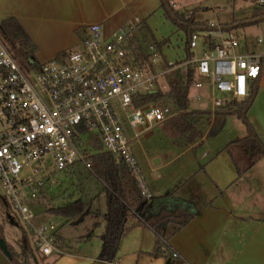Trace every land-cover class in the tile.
Masks as SVG:
<instances>
[{"label":"built area","instance_id":"built-area-1","mask_svg":"<svg viewBox=\"0 0 264 264\" xmlns=\"http://www.w3.org/2000/svg\"><path fill=\"white\" fill-rule=\"evenodd\" d=\"M136 27L131 23L107 36L94 25L82 49L44 62L32 61L31 55L21 61L0 37V182L42 256L63 252L56 228L36 226L29 205L53 173L75 175L78 164L87 165L92 155L109 152L129 166L143 197L152 198L133 143L143 128L164 123L174 114L160 102L136 106L142 95L169 90L168 77L191 64L197 72L194 87L210 88V100L219 109L247 99L252 84L264 77L262 39L257 40L259 51L246 47L236 54L241 46L236 30L211 23L190 38L189 60L167 61L154 43L141 53L146 58L136 59L128 50ZM198 48L200 57L194 52Z\"/></svg>","mask_w":264,"mask_h":264},{"label":"crops","instance_id":"crops-1","mask_svg":"<svg viewBox=\"0 0 264 264\" xmlns=\"http://www.w3.org/2000/svg\"><path fill=\"white\" fill-rule=\"evenodd\" d=\"M162 1L0 0V23L16 18L34 43L33 55L40 62L68 50L82 49L94 25H100L103 33L110 36L135 22V35L144 30L153 41L168 38L160 49L165 60H184L187 54L175 41L173 25L159 39L155 37L154 32L159 30L155 26L165 27L171 21ZM170 1L177 9L189 0ZM177 33L179 38L184 34L178 28ZM262 87L264 77L253 83L251 90L258 93ZM212 127L203 131L201 140L191 144L184 138L171 141L170 147L154 153L144 149L137 153L134 146L138 141L133 143L142 177L152 194L153 211L165 206L193 213L192 219L170 238L167 247L155 253L156 231L139 226L121 239L113 262L100 260L106 213L100 210L101 219L92 217L94 227L87 226L81 239L70 245L57 232L63 240V252L41 255L39 260L44 264H264V159L252 167L245 155L235 159L225 149L232 140L203 148ZM151 129L152 126L143 128V133L150 136ZM257 132L264 140L263 134Z\"/></svg>","mask_w":264,"mask_h":264},{"label":"trees","instance_id":"trees-1","mask_svg":"<svg viewBox=\"0 0 264 264\" xmlns=\"http://www.w3.org/2000/svg\"><path fill=\"white\" fill-rule=\"evenodd\" d=\"M255 2V13L252 18L254 20L264 17V3H261V0H255ZM162 7L166 16L186 35L185 51L187 57L185 61L189 60L193 56V51L189 45L190 38L195 32H201L204 27L209 25L208 21L200 20L197 16L202 9L177 10L170 0H163ZM0 37L20 57H29L35 53L34 43L16 18H9L0 23ZM167 41L168 38H164L161 41H153V43L161 49ZM128 42V47L133 48V55L136 59L143 56L147 57L141 55L144 51L137 43L135 32L129 36ZM196 78V67L188 64L175 70L168 77L169 90L142 95L141 103L138 102L135 105L140 106V104L152 102L163 103L170 107L174 114L164 122L173 131V134L181 136L189 144L201 140L203 131L199 129L198 125L202 117L208 115L210 111L189 110V91ZM256 95L257 91L251 90L247 99L228 102L215 112L217 115H234L246 126V135L232 140L225 149L235 159L240 155L247 156L250 160L249 167L264 159V140L248 117ZM98 148L101 150L102 146L99 145ZM76 169L75 173L79 177L96 181L95 195L86 194L82 181L79 182L81 196L69 203L57 207L52 206L48 210L52 214L64 217L67 222L77 225L83 222L89 213L101 214L99 209L93 212V203L100 195L104 194L107 210L103 215L105 227L101 234L103 246L99 255L100 260L113 262L116 259L121 239L133 228L139 226H147L156 231L158 241L154 252H160L163 247H167L170 238L193 217V213L181 208L161 206L154 212L151 204L153 198L148 200L143 197L137 179L132 175L129 166L124 162H118L109 152L100 151L92 155L87 165L80 163ZM22 233L19 251H16L5 240L11 252L12 262L14 264H41L36 255L38 251L35 249V244L34 247L31 245L32 231L22 228ZM1 239H5V235L4 224L0 221ZM62 241V237L57 234V244L60 245Z\"/></svg>","mask_w":264,"mask_h":264},{"label":"rangeland","instance_id":"rangeland-1","mask_svg":"<svg viewBox=\"0 0 264 264\" xmlns=\"http://www.w3.org/2000/svg\"><path fill=\"white\" fill-rule=\"evenodd\" d=\"M255 7V0H195L194 2L193 0H189L186 3H183L182 7L179 6L177 9L183 11L185 9L200 8L202 10H200L197 14L199 19L209 21L210 24L216 23L232 25L236 27L235 30L241 41V46L235 48L234 50V52L238 54L244 52L246 47L250 50L259 51L260 49L257 45L258 39L263 40L262 46L264 48V17H260L258 23H251L253 22L252 18L255 13ZM244 21H248L250 23L245 26L241 25L244 23ZM172 25V34H175V41H177V43L180 45L182 51V47L185 48L186 45V35L181 34L182 36L179 38L176 28L177 26L173 22H167L165 27L164 25L155 26L156 28H159L158 31L154 32L155 37L159 39V37L162 36L164 32H167V30L172 27ZM136 40L143 51H145L148 46L153 43V37L144 30L138 31L136 33ZM128 50L132 57L133 48L129 46ZM12 51H14L16 54L14 49H12ZM194 52L197 57L202 55L200 48ZM16 56L20 58L21 61L25 60V57H20L17 54ZM160 59L163 58L161 57ZM31 60H36L35 55H31ZM148 62L151 63V59H149ZM210 91V88L197 90L194 85L191 86L189 91V110L201 109L210 111L208 115L202 117L198 125L199 129L202 131H204L208 126L213 125L207 140L202 144L203 148L206 146L210 147L211 145H220L222 142L225 143L227 140L231 141L238 137H243L247 132L246 126L238 117L234 115H217L215 113L217 109L213 107V104L210 100ZM198 95H201V100L197 99ZM248 116L260 134H263L264 136V87L258 90L256 99ZM211 119L213 120L212 122ZM150 131L151 132L148 131L151 133L150 136L146 135L147 132H141L140 136L138 137V143H136L134 146L135 152L138 151L137 153H139L141 149H144V151H148L150 153L151 150L152 153H154L160 149L170 147L169 144L171 141H183V138L177 134H173V131H171L165 123H154ZM198 148L201 147L199 146ZM82 181L84 183L86 194L95 195L97 187L95 180L85 178L83 179L76 173L75 175H68L65 172L53 173L52 178L47 180V187L42 191L39 197L29 201V205L36 215L34 224L36 226L53 225L56 228L58 234L64 236L69 244H74L76 239H81V234L83 235L85 233L87 226L88 228L94 227L92 225V217H96L98 220H100V215L89 213L85 217V222L81 223L80 225H74L67 222L64 217L50 213L48 209L52 206L57 207L58 205L69 203L71 200L81 196L82 193L79 188V182ZM97 209L101 210L102 213H105L107 210L104 194L100 195L99 198L93 203V210ZM0 221L4 224L5 240L10 245H12L16 251H19L23 234L22 228L25 227L19 222L16 212L13 210L10 202L5 198V193L1 182ZM31 245L34 247L33 240H31ZM36 253L37 258L40 259L41 255L38 254V252ZM39 261L41 264H44L43 261Z\"/></svg>","mask_w":264,"mask_h":264},{"label":"water","instance_id":"water-1","mask_svg":"<svg viewBox=\"0 0 264 264\" xmlns=\"http://www.w3.org/2000/svg\"><path fill=\"white\" fill-rule=\"evenodd\" d=\"M257 21H259V19H256L255 21L253 20V22H251V23H256ZM246 24H248V23L244 22L241 25H246ZM235 28L236 27H234V26H229V27L223 26L222 27V29H224V30H232V29H235ZM204 29H205V27L203 28V30ZM0 264H14L12 262L11 252L8 249V246H7V243H6L5 239H1L0 240Z\"/></svg>","mask_w":264,"mask_h":264}]
</instances>
